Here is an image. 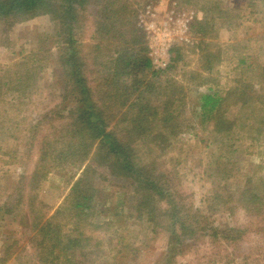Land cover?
I'll list each match as a JSON object with an SVG mask.
<instances>
[{
  "label": "trees",
  "instance_id": "1",
  "mask_svg": "<svg viewBox=\"0 0 264 264\" xmlns=\"http://www.w3.org/2000/svg\"><path fill=\"white\" fill-rule=\"evenodd\" d=\"M127 1L0 0V40H7L6 35L13 26L42 16L54 19L67 35L57 56L62 86L58 104L26 128L21 126L25 118H19L10 126L0 122V139L13 143L3 154L21 163L31 161L33 165L32 171L18 177L12 192L0 201L1 217L21 212L19 228L29 232L26 246L15 255L18 264H78L76 255L100 244L95 233L108 223L97 224L93 219L98 193L93 181L98 172L103 180L123 179L131 188L130 205L128 209L122 207L120 212L128 211V217L150 225L152 232L160 228L169 234L166 264H173L180 238L192 237L195 231L205 232L203 224L207 217L201 222L195 215L189 216L180 199L174 198V183L165 184V173L159 176L155 173L157 161L168 153L180 129L177 119L181 118L184 102L181 80L168 74L170 71L184 74L185 48L173 46L166 69L152 70L143 33L136 28V14ZM215 4H211L209 14L207 7L203 8V18L189 25L190 33L198 38L190 49L201 62L195 72L189 70L194 76L211 74L220 61L217 52L210 53L214 44L206 36L216 24L211 14V10L219 7V3ZM87 8L94 32L91 43L87 44L90 49L83 54L81 45L72 38V25ZM103 43L107 44L106 49ZM91 67L96 68L94 73L99 75L93 88L89 78ZM238 67L245 71L255 68L252 73L259 87L255 88L252 83L236 84L223 95L211 92L210 88L209 93L198 94L195 102L202 117H212L215 134L223 136L235 128L252 132L254 140L264 134V65H246L241 59ZM26 76L27 73L19 77L24 79L23 83L29 79ZM6 85L9 84L0 82V116L7 114L10 104L3 99ZM172 85L179 88L178 92L176 87H170ZM166 92L169 97L165 100ZM254 103L256 105L252 106ZM229 108L234 115L228 117ZM44 124L48 125V131L42 133ZM8 129L13 132L8 134ZM60 170L73 175L81 173L63 203L49 211L38 201L37 191L49 174ZM212 200L219 201V198L215 194ZM226 203L224 201L222 207ZM235 203L246 217L264 213V197L258 196L257 188H251L250 181L237 193ZM215 207L216 204L211 203L207 211L212 214ZM224 209L219 211L228 214ZM260 230L250 231L249 226L242 230L214 226L209 237L220 250L218 257L227 260L223 264H234L228 252L229 241H234L231 237L238 238L244 232L260 235ZM16 232L22 234L23 231ZM16 244L14 241L5 248L0 264L11 258L13 253L9 252ZM261 258L251 259L245 253L239 262L261 264L263 261L264 264V250Z\"/></svg>",
  "mask_w": 264,
  "mask_h": 264
},
{
  "label": "rangeland",
  "instance_id": "2",
  "mask_svg": "<svg viewBox=\"0 0 264 264\" xmlns=\"http://www.w3.org/2000/svg\"><path fill=\"white\" fill-rule=\"evenodd\" d=\"M127 2L132 5V10L136 14L135 26L143 33L146 47L145 34L138 22L142 20L148 23L145 16L147 6H151L160 16L171 10L193 13L190 23L192 24L203 18V8L207 7L206 11L209 14L211 4L219 3L217 9L211 10V14L216 18L215 27L206 35L214 44L210 53L217 52L219 63L209 75L198 77L190 73L189 70L195 72L201 62L196 52L190 49L198 38L189 30L191 44L179 45L185 48L184 62L187 65L185 72L183 75H180V71H170L168 74L178 81L181 80L180 85L184 95L183 112L181 118L177 119L180 127L177 138L168 153L157 161L159 165L156 166L155 173L159 176V173L164 172L167 179L165 184L174 183L176 187L174 198L180 199L182 202L180 204H184V211L189 216L195 215L201 222L203 217L205 219L207 217V222L203 224L206 227L205 232L195 231L192 237L178 240L180 248L173 259V264L225 263L227 260L220 259L217 255L220 250L215 240L209 237L214 226L240 230L249 226L250 231L263 228L259 231L260 235L244 232L240 233L238 238L232 236L234 241H229L231 245L228 251L232 254L234 264H240L239 258L245 256V253L251 259L262 260L264 213L260 215L253 213V216L246 217L235 200L237 193L248 181L251 183V188H257L258 196L264 197V134L255 137L254 140L252 138L255 135L252 132L239 131L235 128L231 133L223 136L215 134L212 117L209 115L202 117L195 100L198 94L209 93L210 88L211 92L223 95L236 84L238 86L252 83L255 88L259 87L256 83L257 77L252 73L255 68L252 67L249 71H245V68L240 70L238 62L244 59L246 65L251 63L257 66L264 65V0H128ZM90 14V9H85L77 22L72 25L74 26L72 38L81 45L80 50L83 54L90 49L87 44L91 43L94 32ZM6 38L7 40H0V82L9 84L3 88V99L10 104L7 114L0 116V122L10 126L19 118H25L21 126L26 128L31 121L38 116L40 118L59 102L62 86L61 66L57 56L62 46L61 42L67 38V35L54 19L42 16L13 26ZM106 45L103 43V49H106ZM147 51V56L150 58L148 47ZM167 56L168 66L169 52ZM166 67L158 72L165 70ZM94 69L91 67L90 70L93 71L89 77L92 88L96 86L99 78V75L94 73ZM25 73L29 79L23 83L24 79L19 77ZM170 87H176L178 92L177 86ZM166 97H169L167 92L164 95L165 100ZM254 105L256 104H252ZM226 112L228 117L234 113L232 108ZM44 125L41 126L42 133L48 131V125ZM11 132L13 129L7 130L8 134ZM11 145L13 143L10 140L0 139V201L6 194L12 192L15 183L19 180L18 177L29 174L33 168L31 161L21 163L3 154ZM19 149L20 153L24 151L22 146ZM24 159L25 157L21 158L22 161ZM80 173L73 175L61 170L52 172L37 191L38 201L49 211L55 210L63 203L69 188ZM98 176H100L99 172L94 176L93 181L94 187L98 190L93 219L97 224L104 222L108 223V226H103L102 231L95 233L100 244L81 252V255H76V262L78 264H166L169 260L167 247L169 234L160 228L152 232L150 225L128 217V211L120 212L122 207L127 208L130 205L131 188L123 179L103 180V176L99 178ZM215 194L219 201L212 200ZM224 201H227L224 207L230 215L219 211L221 208L225 210L222 207ZM211 203L216 204V211L212 214L207 211ZM21 217L22 213L19 211L15 215L3 217L0 213V257L6 247L11 246L14 241L17 242L9 252L13 253L11 258L4 264H18L15 255L19 254L28 242L29 232L26 231L27 229L24 231L19 228ZM20 230L23 231L22 234L16 232ZM176 230L180 232L179 228Z\"/></svg>",
  "mask_w": 264,
  "mask_h": 264
},
{
  "label": "built area",
  "instance_id": "3",
  "mask_svg": "<svg viewBox=\"0 0 264 264\" xmlns=\"http://www.w3.org/2000/svg\"><path fill=\"white\" fill-rule=\"evenodd\" d=\"M147 22H138L145 34L149 59L153 70L164 69L168 64V52L173 46L190 45L189 25L193 13H179L171 10L159 15L151 6L145 10Z\"/></svg>",
  "mask_w": 264,
  "mask_h": 264
}]
</instances>
